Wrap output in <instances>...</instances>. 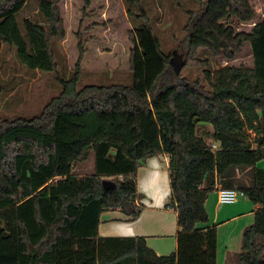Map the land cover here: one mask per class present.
<instances>
[{
  "label": "trees",
  "instance_id": "1",
  "mask_svg": "<svg viewBox=\"0 0 264 264\" xmlns=\"http://www.w3.org/2000/svg\"><path fill=\"white\" fill-rule=\"evenodd\" d=\"M26 1L0 0V49L14 47L30 71H55L53 42L65 35L60 0H38L41 22L20 24ZM125 3L131 84L78 88L79 56L75 72L39 114L0 123V264H216V223L205 206L219 187L242 191L256 206L238 258L264 264V168L256 165L264 158V20L250 31L231 25L232 18L253 19L249 0H199L194 9L178 3L191 59L201 61L203 50L233 59L245 43L254 53L253 67L210 70L203 59L207 86L192 85L181 82L171 54L161 49L145 0ZM203 124L210 132L199 133ZM91 154L93 171L76 172ZM157 154L169 157L167 206L179 228L177 250L167 255L144 236L98 233L105 211L130 220L140 215L138 168ZM103 179L115 187L103 189Z\"/></svg>",
  "mask_w": 264,
  "mask_h": 264
},
{
  "label": "rangeland",
  "instance_id": "2",
  "mask_svg": "<svg viewBox=\"0 0 264 264\" xmlns=\"http://www.w3.org/2000/svg\"><path fill=\"white\" fill-rule=\"evenodd\" d=\"M249 1L255 11L253 19L239 22L232 18L230 21L238 31H250L255 24L264 20V2ZM37 2L38 0L26 1V5L17 13L20 24L25 18L41 22L42 17L37 13ZM178 3L184 8L194 9L198 7L199 0H145L153 33L158 37L161 49L171 54V64L179 71L181 82L192 84L197 81L207 86L203 71L205 66L201 62L203 59L208 61L207 68L210 70L225 65L254 66V53L250 43H245L233 59H226L221 55L213 56L206 50L198 52L201 61L186 55L183 45L186 16ZM58 7L65 35L62 40L53 42L57 62L55 71H30L18 61L14 47L6 44L1 46L0 123L3 126H7L15 117H32L39 114L43 107L61 92V80L69 79L75 72L79 56L81 61L78 88L89 84L128 85L132 82L129 70L131 42L128 37L132 21L127 15L125 0H91L88 6H84V0H60ZM210 130L211 126L208 124L199 125L200 134ZM251 135L253 136V133ZM145 161H142L141 165H144ZM259 162L264 163V158ZM93 163L91 154L88 160L78 163L74 169L83 174L91 173ZM236 205H219L215 192L210 193L206 201L209 221L216 223L217 264H241L238 252L241 250L242 232L253 222L254 205L249 201L248 206L243 209L245 215L230 219Z\"/></svg>",
  "mask_w": 264,
  "mask_h": 264
},
{
  "label": "crops",
  "instance_id": "3",
  "mask_svg": "<svg viewBox=\"0 0 264 264\" xmlns=\"http://www.w3.org/2000/svg\"><path fill=\"white\" fill-rule=\"evenodd\" d=\"M145 160L144 165L140 164L137 176V203L143 205L140 215L130 220L118 210L105 211L100 215L98 233L101 236H144L146 244L158 255H167L177 250L176 236L179 230L176 213L167 206L169 157L157 154ZM256 165L263 167L264 163L258 162ZM214 192L216 194V190ZM248 202L246 197L238 199L230 219L245 215L243 209Z\"/></svg>",
  "mask_w": 264,
  "mask_h": 264
},
{
  "label": "built area",
  "instance_id": "4",
  "mask_svg": "<svg viewBox=\"0 0 264 264\" xmlns=\"http://www.w3.org/2000/svg\"><path fill=\"white\" fill-rule=\"evenodd\" d=\"M217 203L219 205L233 204L239 198L245 197L244 193L240 190L233 188H222L219 187L216 189Z\"/></svg>",
  "mask_w": 264,
  "mask_h": 264
},
{
  "label": "water",
  "instance_id": "5",
  "mask_svg": "<svg viewBox=\"0 0 264 264\" xmlns=\"http://www.w3.org/2000/svg\"><path fill=\"white\" fill-rule=\"evenodd\" d=\"M101 185H102L103 189H105V190L112 189L115 187V183L113 181H111L110 179H103L101 181Z\"/></svg>",
  "mask_w": 264,
  "mask_h": 264
}]
</instances>
